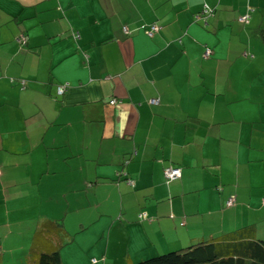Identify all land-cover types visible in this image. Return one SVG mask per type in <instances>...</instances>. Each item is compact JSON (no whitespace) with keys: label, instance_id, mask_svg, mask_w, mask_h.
<instances>
[{"label":"crops","instance_id":"obj_1","mask_svg":"<svg viewBox=\"0 0 264 264\" xmlns=\"http://www.w3.org/2000/svg\"><path fill=\"white\" fill-rule=\"evenodd\" d=\"M261 29L264 0H0V235L60 220L62 264L264 240Z\"/></svg>","mask_w":264,"mask_h":264},{"label":"trees","instance_id":"obj_2","mask_svg":"<svg viewBox=\"0 0 264 264\" xmlns=\"http://www.w3.org/2000/svg\"><path fill=\"white\" fill-rule=\"evenodd\" d=\"M249 12L241 15H247L246 21H241L239 19L241 16L238 17V20L240 22H247L250 14ZM211 14L212 10L205 6L200 13L195 14V18L197 20H202V22L206 24L207 17ZM153 25L156 26V29L150 34L148 32L152 30L151 28ZM123 29L124 31H127L126 27ZM158 30L159 25L153 23L149 30H145V32L148 36H152ZM260 35L264 42V29H261ZM17 39L21 44L25 45L26 37L23 34L19 33ZM206 49L209 50L208 55H205ZM211 54L212 49L206 46L204 57H210ZM18 81H20V79ZM62 85L67 87L68 83ZM20 87H25L24 80L21 81ZM58 88L59 85L57 86V92L59 93ZM151 104L154 103L151 102ZM163 174L166 182L175 179L167 178L165 170H163ZM229 199L230 198L227 199V203ZM144 216L140 214L141 219H143ZM34 226L33 236L29 237V239L31 238L30 245H28L27 248L23 247L22 249V251L27 252V254L21 260L20 264H62L60 249L71 238L64 229L61 221L46 218L38 221ZM8 239V235L6 237L0 235V252H4L5 246V252L15 251V249L8 246V243L6 242L9 241ZM13 239L15 238L13 237ZM8 247L11 248V251H9ZM17 248L18 247L16 246V250ZM134 264H264V240L249 238L248 231L245 228H242L212 238L206 242H199L181 249L142 259Z\"/></svg>","mask_w":264,"mask_h":264},{"label":"rangeland","instance_id":"obj_3","mask_svg":"<svg viewBox=\"0 0 264 264\" xmlns=\"http://www.w3.org/2000/svg\"><path fill=\"white\" fill-rule=\"evenodd\" d=\"M21 81H22V79L17 82V84L19 86H21ZM43 210H48V209L47 208H43ZM56 211H59V214H60L62 210H56ZM43 219H46V218H43ZM40 220H42V219H40ZM34 227L35 226L32 227V230L30 232V235L31 236L30 235H27V234L22 235L20 237H18L17 235H14V238L15 239L6 241L8 243V246L9 247H12L13 249H15V251H13V252H0V264H20L21 263V260L27 254V252H23L22 249H23V247L27 248L28 245H30L29 243L31 242V240H30L31 238L29 239V237H32L33 236ZM25 241H26V244H25ZM16 246L18 247L17 250H16ZM5 248H6V246H5Z\"/></svg>","mask_w":264,"mask_h":264},{"label":"built area","instance_id":"obj_4","mask_svg":"<svg viewBox=\"0 0 264 264\" xmlns=\"http://www.w3.org/2000/svg\"><path fill=\"white\" fill-rule=\"evenodd\" d=\"M239 19H240L241 21H246V20H247V15L241 16ZM151 29H152V30L148 32V33H150V34H152V31L156 29V26L153 25ZM208 54H209V50L206 49V51H205V55H208ZM65 87H66V86H64V85L59 86L58 91L61 93V92L65 89ZM151 102H152V103H157V100L153 98V99H151ZM109 103H110V104H114V103H115V99H111V100L109 101ZM164 170H165V175H166V177H167V178H170V179H173V178L179 177L180 174H181V170H180V168H178V167L167 166ZM232 201H233V200L230 198V199L228 200V204H231ZM141 215L144 216L145 213H141Z\"/></svg>","mask_w":264,"mask_h":264}]
</instances>
